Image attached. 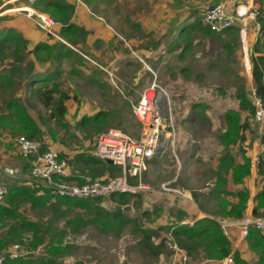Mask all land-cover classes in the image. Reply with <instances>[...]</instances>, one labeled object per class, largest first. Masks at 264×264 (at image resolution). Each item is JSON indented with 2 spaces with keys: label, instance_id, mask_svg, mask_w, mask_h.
<instances>
[{
  "label": "rangeland",
  "instance_id": "1",
  "mask_svg": "<svg viewBox=\"0 0 264 264\" xmlns=\"http://www.w3.org/2000/svg\"><path fill=\"white\" fill-rule=\"evenodd\" d=\"M85 1L87 0H83V3ZM221 1L227 0H88L87 7L92 12L91 14L103 20L116 33V37L120 36L119 41L123 45L127 42L132 52L135 53L131 54V50L128 49V51L127 48H124L125 46L122 47L118 44L119 48L122 47L128 51L125 54L130 55L131 63H137L132 58L138 56L148 66L145 62L144 65L137 60L139 62L137 66L141 68V71L136 66H131L132 68L126 71L122 67L120 69L118 67L116 69L102 67L100 63L107 55L106 47H103V45L100 47L103 54L106 53L103 58L94 57L87 49L78 47L79 53L81 52L84 56H81L84 65L77 68L79 72L72 70L74 74H70V69H73L71 63H61L55 67H52V62L48 61L37 63V72L48 73L50 70L53 72L55 68L63 71L56 88L59 91L57 96L65 100L67 111L64 118L55 120L48 119L49 111L47 109L39 106L33 99H28L26 91L28 78L26 70H24L21 78H18L16 93L20 95L22 103L28 107L30 115L34 119L39 121L41 117L45 118V124H41L40 127L43 134L31 140L41 144L49 141L52 147H47L59 153L61 159H65L71 171L84 176L86 178L85 182L93 180L92 175L84 172L80 165L71 162L72 158L76 155L96 157L95 146L97 140L110 129L118 130L131 139H136L139 136V125L131 115L130 104L131 102L134 103L139 93L150 85L153 80L151 73H154L156 82L169 96L168 99L165 96L162 97L159 107L165 112L167 120L172 116L176 133L174 141L176 156L172 152L171 140H168V144L165 146V139L168 135L164 132L160 139V144L164 145H161L163 151L161 160L168 158L161 165L148 168L141 177V182L158 192L166 193L162 189V185L165 183L162 185L161 183L173 179V175L179 169L178 164L181 161L185 164L183 170L186 171L187 168L188 158L186 157L185 160L180 147L182 144L179 137L180 129L182 132V127H192L196 132L194 141L205 136L217 140L216 136L227 127V123L222 116L225 110L236 106V95L241 89L249 94L246 77L247 66L249 65L246 58L248 39H246V44L243 45L239 32L213 35L208 31L205 34L201 30L204 27L201 22L203 12ZM32 3L28 0H10L9 2L0 0V21L5 18L4 12L14 10L10 13L25 16L37 33L44 37H52L48 36L45 30L37 27L34 21L24 12L29 8L32 12H36L31 7ZM238 3H244V1H238ZM45 15L49 16L48 14ZM196 22L200 23V27L190 30V25ZM180 27L189 29L184 37L178 35V33H181V30L178 32ZM55 28L53 32L57 37H52L51 40L57 42L60 41V37ZM249 29L251 31L252 27L250 26ZM248 35L250 38V34ZM153 42L156 43L153 44ZM78 43L83 44L84 42L79 39ZM147 43H151L150 45L156 46V48H149ZM141 46L143 48L146 46L150 60L147 53H142L139 49ZM185 54L186 60H183ZM31 59H33V56H31ZM8 65H10L9 59L0 61V70L2 71ZM185 65L188 69L184 70ZM101 68L110 71L114 77L111 79L107 73L108 71ZM98 76L104 78V81L101 79L104 86L101 87L100 85L96 90L92 87L93 83L89 81L100 84L99 79H94ZM189 77L191 80H189ZM112 80L116 83L117 88H120L119 93L111 89L115 87ZM187 81H191V84L186 85ZM1 93L0 113H4L8 96L6 97ZM201 101L204 103L202 105H206L205 103L210 105L204 107V110H199L197 106H194V103L198 105V103H202ZM80 110H82V113L77 115V111ZM6 112L10 113L11 111ZM207 113L210 115L212 122L205 118ZM92 118H94V121L91 122L90 119ZM13 134L17 138L20 136L26 137L19 132ZM158 148L157 151H161V148ZM159 153H157V156ZM16 158L29 163L20 154ZM120 175L121 173L116 171L115 176ZM103 177L104 181L112 179L108 173L104 174ZM180 177H183L182 171H180L178 181L174 182L171 185L172 187H182L183 181L180 180ZM28 178L30 182L35 183L30 175ZM0 181L5 183L4 186L7 188L12 185L10 182ZM207 182H209V179H207ZM34 186L32 188L35 194L47 193L46 191H48L40 185L39 187L36 183ZM205 186L204 183L197 182L186 189L189 191L194 190L196 193L203 188L199 192L204 191L207 196V193H210L213 188L210 185ZM208 188L209 190H207ZM142 194L130 197L127 203L124 204L127 206L122 207V209H124L125 216L135 221L136 228L152 233L154 235L152 239L145 240L142 234L134 230L132 224L126 225L118 235L101 234L91 223H85L89 217L79 209H71L64 216H58L44 208L32 209L29 204L24 203L18 209L19 214L26 219L38 221L39 223H51L52 232L56 235L61 234L60 244L70 246V252L56 257H47L45 249L49 238L46 236L44 243L38 246L40 249L37 251L29 252L24 245L19 244L22 248L20 255L24 258L31 257L33 264H41L44 259H52L53 264H160V262L161 264H175L176 262H179V264H202L204 260H207L201 250L188 256L177 244L182 250V254H176L170 249V245L165 242L167 241L168 227L166 223H170L169 218L172 215V209L175 210L176 207L170 203H165L166 200L157 201L155 199V202L151 204L150 202L154 199L152 195L147 194V200H144L140 196ZM190 194L193 197L194 193ZM116 201L117 198L101 199L100 203L97 204L106 209H115L118 208L117 204L114 203ZM144 201L146 204L143 203ZM205 202L206 207H203V210L218 213V205L212 200V197L206 199ZM196 204L198 205L197 201ZM208 215L216 218L210 213ZM83 222L85 227L74 229V226ZM30 238V234L24 233V243ZM161 240H164L163 252L166 254L162 260L152 256L150 250ZM200 251L202 254L199 253ZM184 257L187 259L185 262Z\"/></svg>",
  "mask_w": 264,
  "mask_h": 264
},
{
  "label": "trees",
  "instance_id": "2",
  "mask_svg": "<svg viewBox=\"0 0 264 264\" xmlns=\"http://www.w3.org/2000/svg\"><path fill=\"white\" fill-rule=\"evenodd\" d=\"M88 3V0L86 1ZM259 17L257 18L260 24V36L253 46V53L251 55V75L255 87L256 94L262 99L264 103V0H258ZM39 14H48L56 25L60 26L59 37L65 43L60 41L54 44L39 43L34 46L32 51H27V41L15 29L8 28L0 31V61L9 59L10 65L3 68L5 73H0V92L10 93L7 108L13 110L12 116L17 120L15 125L11 126L10 132H19L25 135L28 139H33L42 135L41 124H45V118L41 117L39 121L34 119L27 110L22 106L17 98H14V90L16 87V79L21 78V73L24 70L28 72L29 83L31 87L30 98L33 99L39 106L49 111L48 119H62L64 118L67 108L65 100L57 96V82L62 75L59 68H55L53 72L34 74V61L29 60V55H32L37 62H56L61 63L63 60L72 59L75 61H83V58L78 56L74 47L78 40L84 41L88 32L72 23L74 15V6L67 2V0H37L31 4ZM200 23L196 22L190 26L191 29L199 28ZM204 32L213 33L206 27H202ZM238 32L239 28H229L221 34ZM215 34V33H214ZM220 35V34H217ZM79 37V38H77ZM52 37H48L50 41ZM28 55V59H27ZM78 62V63H79ZM239 102V110L245 111L254 117L255 108L252 102L247 97L244 89L236 95ZM224 119L227 123L226 130L221 134L219 140L225 146L235 145L236 143H243L244 132L248 128V121L240 123V116L238 112L227 111L224 114ZM261 142L264 145V132L261 135ZM41 151H48L44 145L40 148ZM79 161L83 165V170L92 175L98 173L109 172L108 174L114 178L116 171L121 173L120 168L113 165H106L97 157H84V155H76L71 162ZM264 166L263 159H260L259 171L262 172ZM236 169H234L235 171ZM245 171L241 174L244 176ZM101 175V174H98ZM116 177V176H115ZM83 181V180H81ZM44 189V188H43ZM46 189V188H45ZM47 193L35 194L33 189L21 186H11L8 189L4 204L0 205V255L8 250L12 244H22L29 252L35 251L38 246L42 245L45 237L49 238L46 245L47 257H56L58 255L67 254L70 252V246H63L60 243V235L52 232L51 223H39L22 217L18 209L27 203L32 209L44 208L55 215L64 216L68 210L79 209L83 211L88 217V221L101 234L111 233L118 235L126 225L132 224L136 232L142 234L145 240H150L154 235L148 231H144L135 227V221L124 215V205L130 197V194H115L111 198H117L116 203L118 208L106 209L97 203L103 198H95L88 200L68 199L55 197ZM135 197V196H134ZM237 202L228 204H219L218 213L225 218L241 219L245 208L247 195L243 192L236 194ZM255 207L253 209L254 216L264 217V184L262 190L256 195ZM100 203V202H99ZM85 223H78L74 226L77 230L80 227H85ZM167 232L171 235L172 240L190 256L193 253L201 250L207 260L222 261L231 253V243L223 236L219 224L216 220L202 218L195 221L192 225H177L174 227H167ZM24 233L31 235V238L26 243L23 241ZM253 241L255 249L264 253V245L262 235L254 228H249L247 237ZM166 242V241H165ZM152 247L151 255L158 258L160 254H164V240H161L157 245ZM236 264H241L238 255L232 256ZM1 264H33L31 257H16L10 258L8 255L4 256ZM41 264H53L52 259H44Z\"/></svg>",
  "mask_w": 264,
  "mask_h": 264
},
{
  "label": "crops",
  "instance_id": "3",
  "mask_svg": "<svg viewBox=\"0 0 264 264\" xmlns=\"http://www.w3.org/2000/svg\"><path fill=\"white\" fill-rule=\"evenodd\" d=\"M238 1L242 2L244 0H227V1H221V2L227 4L228 9L230 11H233V5L235 3H238ZM251 1H252V4L250 3V6L252 5L255 8L259 6L258 0H251ZM67 2L72 4L75 8L72 23H74L75 25L79 27H82L88 32V35L85 37L83 41L84 43L83 44L77 43V45L74 47V49H76V52L78 53L77 54L78 56L84 57L81 54V52L79 53L78 51V47H83L87 49L90 54H93L94 57L103 58L104 55L107 53V55L103 58L102 62L100 63L102 67L113 68V69H116L117 67L118 69H120V67H122V69L126 71V70H130L132 68L131 66H136L139 69V71H141V68L137 66V63L139 64V62L137 61V58L131 57L132 59H135L137 62V63H131V60L129 59L130 55L125 54L129 50L126 44L123 45L121 41H119L120 36L116 37V33H114L112 29H110L109 26L103 20L91 14L92 12L87 7L88 5L86 1L83 3V0H67ZM10 12H14V10H9V11L7 10L6 13L5 12L3 13L5 18L0 21V31L8 29V28L15 29L27 41L28 43L27 51H32L34 46L39 43L54 44L56 42L55 40L49 41L47 36L44 37L43 35L37 33V31L32 27V25H30V21L25 16L13 15V13H10ZM5 14H8V15H5ZM256 22L249 21L247 25V32H246V37H245L246 39H248V47L246 49V58L249 62L250 69H251V61H250L251 55L253 54L257 56V54L253 53V46L257 42L260 36V34H257L256 32V28H255ZM250 26L252 27L251 31L249 29ZM235 27L237 28V26H234V28ZM185 28L186 27H180L178 29V32L181 30L180 31L181 33H178L179 37L180 36L184 37V35L189 31V29L191 30L190 27L189 29L187 28L185 29ZM56 29H57V32L59 33L60 26L56 25L55 30ZM201 30L203 31V29ZM204 33L206 34V32ZM230 33H232V31ZM211 34L217 35L214 33H211ZM248 34H250V38ZM156 42H153V44H155ZM118 44L121 45L122 47L125 46L124 48H127L128 51L122 47L119 48ZM147 44L149 48H152V49L156 48V46L154 47L151 46L150 45L151 43H147ZM30 45H33V46H30ZM102 45L103 47L104 46L106 47L105 54H103V50L100 48L102 47ZM145 47L143 48V46H141L139 48L141 49L142 53H145V52L147 53ZM96 51H99V52H96ZM31 56L32 55H29V60L34 61V66H35L34 74L35 75L43 74V72L36 71L37 66H38L37 63L39 62L35 61L34 58L31 59ZM147 56H148V53H147ZM184 59L186 60V54L185 56H183V60ZM78 62L79 61H75L72 59H66V60H63L61 63L63 64L71 63L73 65V67L71 68L73 69H70L71 70L70 74H74V71L72 70L79 72L78 71L79 69L77 68H79V66L83 67L84 65V61H81L79 63ZM40 63H43V62H40ZM57 64L58 63L53 62L52 67H55ZM185 69H188L186 65L184 66V70ZM23 71L21 73L22 75H23ZM51 71L52 70H50V72ZM2 72L5 73L3 69L2 71L0 70V73ZM26 73H27L26 75L28 78L27 83H26V91H27L28 99H30L29 89L31 87L28 86L30 75L28 74L27 71ZM246 77H247V83L249 85V94L247 92L246 93H247V97L251 101L250 97H251L252 92L255 91V87H254L252 75L251 74L250 76L246 75ZM96 78L100 80V84H98L95 81L93 82L89 81V82L93 83L92 87H94L97 90L98 86L99 87L100 85L101 87L104 86V82L101 81V79L104 81V78L103 77L100 78L99 76L94 77V79ZM18 80L19 79L17 78L14 95L12 96L14 98H17L18 101L22 104V106L30 114L28 107L22 103V100L19 97L20 95L16 93V88L18 86ZM189 80H191L190 77H189ZM113 84L115 85V87L111 89L113 91L116 90L119 93L120 88L119 87L117 88L116 83H113ZM189 84H191V81H187L186 85H189ZM128 85H132V84H128ZM251 90L252 92H250ZM4 95L6 97L8 96V99L6 100L4 113H0V155H1L0 180H2L3 182L5 181L6 183L10 182L12 184L11 186H21V187L33 189L32 187L34 186L35 183L38 186L40 184H38L35 181H34L35 183L30 182V179L28 178L30 175L29 163L23 159L20 161V160H17L16 158V156L19 155L18 147L16 144L17 137L13 134V132H10L11 130L9 128L15 125V122L17 119L14 116H12L13 110L11 108H7V103L9 102L10 93L5 92ZM121 95L123 96V94ZM124 98L126 99V97ZM131 104H133V102H131ZM131 104H130V107H131ZM194 104H195L194 106H197L199 110H204V107H207L210 105L208 103H205L206 105H202L204 104L203 102L198 103V105H196V103ZM238 107H239V102L238 100H236V106L232 109L225 110L222 116L224 119V114L227 111H234V112L239 113L240 123H243L246 120L248 121V128L243 134L244 135L243 143H236L235 145H230V146H225L222 143H220L219 138L221 134L226 130V127L224 130H222V132H220L216 136L217 140H214V138L210 136H205V137L199 138L196 141H194L196 132L194 131L192 127H182L183 128L182 132L180 129L179 137H180V140L182 141V144L180 145L181 150H182L181 152L183 156L185 157V160H186V157L188 158V161L186 162L187 164L186 171L183 170L185 164L181 161L180 164H178L179 169H177L176 173L173 175L174 176L173 179L166 180L165 182H162L161 185L165 183L166 185H168L169 187L173 189L183 190L189 193L188 198H179L175 194L168 193V192L166 193H163L162 191L158 192L152 189L150 186L149 187L151 188V191L145 192L142 195H140L142 196V199L147 200V197H148L147 194L150 193L149 195H152V197L154 198L150 202L151 204L155 202V199L157 201L166 200L165 203H170L176 207L175 210L172 209V215L169 218L170 223L169 222L166 223L168 227H174L177 225H188L189 226V225H192L194 221H197L202 218L213 219L216 221L220 219H225V217L221 216L219 213L216 214L213 212H206L205 210H203V207L204 208L206 207L205 200L212 197V200L215 201L216 204L218 205L217 209L219 210V204L227 203L228 205V204L237 202L238 199L236 197V194L238 192H243L247 195L243 215H249V214L254 215L253 209L256 204L255 202L256 195L262 190L264 180L261 176L262 172L260 173L259 169L254 167L252 163H253V158L256 156L261 157V159H263L264 161V152H262L260 149L262 142H261V135L259 134V131H258L259 124H257L256 122H253L254 120L252 119V117H250V114L248 112L240 111ZM6 111H11V112L7 113ZM161 112H162V116L166 117V114L163 111V109L161 110ZM81 113H82V110L77 111V115H80ZM205 118L209 120L210 122H212L210 115L208 113L205 114ZM90 121L91 122L94 121V118L90 119ZM198 134H201V133H198ZM44 144H45L44 147L47 150H51V148L49 147H52V144L49 143V141L44 142ZM167 144H168V138L165 139V146ZM161 145L163 144L159 145L160 148L162 147ZM242 145H244V147ZM159 152L156 151V156H157V153H159V155L157 157L155 156L152 160L148 162L147 170L148 168L150 169L151 166L156 167V166L161 165L168 158L166 157L165 159L161 160V156L163 155L162 148H161V151ZM74 157L72 159H74ZM86 157H93V156H86ZM60 158L62 157L60 156ZM72 163L80 165L81 167L83 166L81 162L79 161L72 162ZM234 169L236 170L234 171ZM244 170H246L244 173L245 175L241 176ZM69 171L71 173V177H69V179L73 180L74 182L78 184L85 183L86 178H84V176H81L71 171L70 168H69ZM180 171L183 172V177H180V180L183 181V185L181 188L179 187L174 188V186L172 187L171 185L174 182L176 183L178 181ZM106 173H109V172L98 173L101 175L97 174V175H94V177H96L95 178L96 180L104 181L103 176ZM91 177L94 180L93 176ZM207 179H209V182H207ZM172 180L173 182H171ZM197 182L204 183V187H206L205 185H210V187L213 189L211 190L210 193H207V196L205 195L204 191L199 192L203 188L198 190V192L196 193L194 190L189 191L188 189H186V188H190L191 185L193 186L194 183H197ZM0 184L6 185L5 183H1V181H0ZM207 190H209V188ZM190 193H194L193 194L194 198L192 197ZM196 201L198 205L196 204ZM143 203L146 204L145 201ZM211 210H213V208H211ZM208 213H210L212 216H215L216 218L210 217ZM229 219H233V218H229ZM260 234L262 235L263 245H264V235L262 233ZM167 235H168V232H167ZM227 239L231 243V253L229 256L238 255L241 264H264V253H261L255 249V245L253 241L249 239V236L247 237V234L243 236L239 230L235 228H231ZM199 253L202 254L201 251ZM164 255L166 254H160L158 258L162 260L164 259ZM222 261L218 262L215 260H204L202 264H221ZM175 264H179V262H176Z\"/></svg>",
  "mask_w": 264,
  "mask_h": 264
},
{
  "label": "built area",
  "instance_id": "4",
  "mask_svg": "<svg viewBox=\"0 0 264 264\" xmlns=\"http://www.w3.org/2000/svg\"><path fill=\"white\" fill-rule=\"evenodd\" d=\"M6 1L9 2L10 0ZM28 1L34 2L37 0ZM250 3L252 4L251 0H244V3L234 5L233 11H230L227 4L219 2L203 12L201 22L204 27L215 34H221L229 28L238 26V32L244 45L246 44L245 37L249 21L256 22L259 17L258 9L252 5L250 6ZM24 12L34 21L37 27L45 30L48 36L57 37L53 32L56 24L49 16L34 11L29 12L28 10H24ZM255 28L257 34H260L261 28L258 22H256ZM59 40L62 41L61 39ZM62 43L65 42L62 41ZM125 44L131 50L128 43L125 42ZM130 52L131 54H135L132 50ZM137 60L144 64L143 60L138 56ZM103 70L108 71L106 69ZM250 71L251 69L248 65L246 71L247 76H250ZM107 73L111 79L114 77L110 71ZM151 74L153 80L150 85L141 91L138 99L131 105V114L139 125V136L136 139H131L118 130L110 129L98 138L95 146V156L103 162L105 160H111L113 166L120 168V176L108 181L90 180L83 184H78L69 179L71 177L69 166L65 159L60 158L59 153L52 150L41 151V143L20 136L16 140L18 152L22 158L29 161L31 178L43 188H46L53 196L68 199H108L115 194L138 195L151 191L149 186L141 182V177L147 170L148 162L155 157L164 132L167 133L168 140H171L172 152L175 155L174 141L176 134L172 116L167 120L166 117L162 116L159 107L162 97L165 96L168 99L169 96L156 82V75L154 73ZM113 83L115 82L113 81ZM250 98L255 108L253 118L259 124V134L262 135L264 132V103L255 91L252 92ZM242 146L244 147V145ZM260 149L264 152L263 144H261ZM260 159L261 157L259 156L255 157L252 163L254 167H259ZM261 176L264 180V166L262 167ZM133 181H136V183ZM162 189L165 192L175 194L179 198L189 197V193L170 188L165 184L162 185ZM7 192L8 188L4 184H0V205L4 204ZM217 222L223 236L226 238L229 236L231 228L239 230L243 236L247 234L249 228H254L264 235V217L262 216L249 214L243 215L241 219H220ZM166 243L170 245V249L174 253H183L172 240L169 233ZM39 249L40 247L36 251ZM21 252L22 248L19 244L12 245L10 249L0 255V264L4 256L8 255L10 258L22 257L20 255ZM183 260L185 262L187 260L186 257ZM221 264L236 263L233 261L232 256H228Z\"/></svg>",
  "mask_w": 264,
  "mask_h": 264
},
{
  "label": "water",
  "instance_id": "5",
  "mask_svg": "<svg viewBox=\"0 0 264 264\" xmlns=\"http://www.w3.org/2000/svg\"><path fill=\"white\" fill-rule=\"evenodd\" d=\"M107 165H113V162L111 160H105L104 161Z\"/></svg>",
  "mask_w": 264,
  "mask_h": 264
},
{
  "label": "bare ground",
  "instance_id": "6",
  "mask_svg": "<svg viewBox=\"0 0 264 264\" xmlns=\"http://www.w3.org/2000/svg\"><path fill=\"white\" fill-rule=\"evenodd\" d=\"M27 10H28L29 12H32V11H31V10H29V9H27ZM258 131H259V128H258ZM254 159H255V158H254ZM254 159H253V160H254ZM253 166H254V165H253Z\"/></svg>",
  "mask_w": 264,
  "mask_h": 264
},
{
  "label": "clouds",
  "instance_id": "7",
  "mask_svg": "<svg viewBox=\"0 0 264 264\" xmlns=\"http://www.w3.org/2000/svg\"><path fill=\"white\" fill-rule=\"evenodd\" d=\"M134 196H136V195H134Z\"/></svg>",
  "mask_w": 264,
  "mask_h": 264
}]
</instances>
